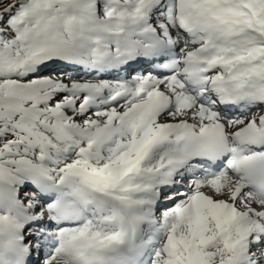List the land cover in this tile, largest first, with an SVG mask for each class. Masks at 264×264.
<instances>
[{"label": "snow or ice", "instance_id": "1", "mask_svg": "<svg viewBox=\"0 0 264 264\" xmlns=\"http://www.w3.org/2000/svg\"><path fill=\"white\" fill-rule=\"evenodd\" d=\"M0 264H264V0H0Z\"/></svg>", "mask_w": 264, "mask_h": 264}]
</instances>
